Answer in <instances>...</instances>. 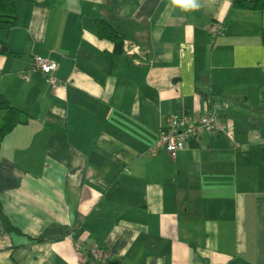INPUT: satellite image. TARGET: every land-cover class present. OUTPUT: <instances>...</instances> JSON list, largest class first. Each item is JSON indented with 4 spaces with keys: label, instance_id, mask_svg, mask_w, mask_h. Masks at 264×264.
Instances as JSON below:
<instances>
[{
    "label": "crops",
    "instance_id": "1",
    "mask_svg": "<svg viewBox=\"0 0 264 264\" xmlns=\"http://www.w3.org/2000/svg\"><path fill=\"white\" fill-rule=\"evenodd\" d=\"M235 1L16 0L0 95L31 119L0 149V264H264V14ZM215 105L222 133L153 153Z\"/></svg>",
    "mask_w": 264,
    "mask_h": 264
},
{
    "label": "built area",
    "instance_id": "2",
    "mask_svg": "<svg viewBox=\"0 0 264 264\" xmlns=\"http://www.w3.org/2000/svg\"><path fill=\"white\" fill-rule=\"evenodd\" d=\"M214 30L218 33L222 32V29L218 26H215ZM125 48H128V43H125ZM128 54L134 55L135 53L128 51ZM35 67L36 70L47 77L49 85H59V81L56 77L58 71L56 64L48 59H36ZM61 91L65 92L66 87L61 86ZM219 108L218 105H215L213 108L207 109L203 115L196 118L181 115L179 112L173 113L164 131L161 133L157 145L152 149L153 153L155 154L158 148H165L171 156H175L178 152L186 148L187 142L195 140L205 133H222L224 127L216 114ZM75 246L76 250L79 252L86 250L81 242H76ZM89 255L91 264L110 263V256L105 249H91Z\"/></svg>",
    "mask_w": 264,
    "mask_h": 264
},
{
    "label": "trees",
    "instance_id": "3",
    "mask_svg": "<svg viewBox=\"0 0 264 264\" xmlns=\"http://www.w3.org/2000/svg\"><path fill=\"white\" fill-rule=\"evenodd\" d=\"M234 6L239 10L264 14V0H236ZM17 19L16 0H0V31L12 30L17 24ZM98 24L101 26L100 36L112 39L118 38L119 32L115 28L103 21H98ZM30 119V116L13 107L4 96L0 95V149L4 139L18 126L28 124Z\"/></svg>",
    "mask_w": 264,
    "mask_h": 264
},
{
    "label": "clouds",
    "instance_id": "4",
    "mask_svg": "<svg viewBox=\"0 0 264 264\" xmlns=\"http://www.w3.org/2000/svg\"><path fill=\"white\" fill-rule=\"evenodd\" d=\"M173 4L184 6L186 9L188 7L195 8L196 2L195 0H172Z\"/></svg>",
    "mask_w": 264,
    "mask_h": 264
}]
</instances>
